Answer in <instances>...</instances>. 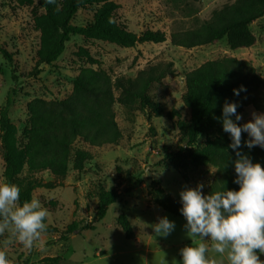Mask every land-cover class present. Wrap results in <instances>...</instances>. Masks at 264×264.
I'll return each instance as SVG.
<instances>
[{"label": "rangeland", "instance_id": "1", "mask_svg": "<svg viewBox=\"0 0 264 264\" xmlns=\"http://www.w3.org/2000/svg\"><path fill=\"white\" fill-rule=\"evenodd\" d=\"M115 1L119 5L114 14L118 24L137 34L147 29L161 30L168 40L161 44L144 43L134 48H121L109 41H85L74 36L66 43L57 62L36 68L41 43L37 20L44 13L39 0H0V44L14 54L17 75L16 84L13 67L0 53V109L10 89L16 86L9 117L17 129L20 145L25 142L23 133L29 126L30 104L35 99L59 101L69 98L81 68H97L98 65L88 63L81 49H87L113 78L135 77L149 65L173 63L175 73L167 78L173 84V90L168 96L175 99L179 113L178 118L168 120L152 116L138 105L128 109L115 104L123 139L119 145L99 148L76 143V148L88 150L92 157L81 174L75 172L72 165L65 178L48 171L30 175L24 169L18 185L23 187L28 180L34 179L51 181L58 186L54 190L33 192V198L47 209V224L53 230L42 235L41 242L30 249L19 243L4 248L10 264H53L44 259L58 255L63 257L58 264H173V261H180V250L192 245L184 228L186 220L164 211L151 201L148 193L151 183L160 180L165 191L179 201L182 190L196 188L201 183L204 194L208 195L215 175L214 167L197 168L188 157L191 147L185 144L189 121V109L183 99L185 75L207 61L236 57L250 62L264 78V18L252 25L257 42L249 48L232 50L226 38L193 49L170 43L171 33L199 27L236 0ZM94 10L92 6L80 9L74 23L84 25L89 22ZM118 94L115 92L116 96ZM254 112L253 107L244 110L243 124L252 120L251 113ZM207 138L208 135L200 136L198 143H205ZM4 168L0 145V184L5 183ZM112 189L119 191L120 198L109 206L104 219L97 221L99 192ZM52 202L58 203L56 210L50 204ZM123 213L132 223L135 240L126 239L117 225V218ZM162 217L176 225L166 238L157 236L152 228ZM73 221H78L80 226H95V229L74 232L65 241V228ZM8 236V232L0 235V241ZM208 255L210 261L219 260V254L210 252Z\"/></svg>", "mask_w": 264, "mask_h": 264}, {"label": "trees", "instance_id": "2", "mask_svg": "<svg viewBox=\"0 0 264 264\" xmlns=\"http://www.w3.org/2000/svg\"><path fill=\"white\" fill-rule=\"evenodd\" d=\"M39 5L44 13L37 20L41 43L36 68L52 66L57 62L65 51L66 43L74 36L82 37L85 41H109L121 48H134L144 43L161 44L168 40L167 34L161 30L147 29L137 34L118 24L114 14L119 5L115 0H55L54 4L39 0ZM88 6L95 8L92 20L84 25L75 24L79 10ZM263 18L264 0H236L199 27L171 33L170 43L193 49L216 44L226 38L232 50L249 48L257 42L251 27ZM81 50L88 63L98 65L97 68H81L74 79L73 93L69 98L59 101L35 99L30 104L29 126L23 133L25 142L22 145L9 117L16 86L10 89L0 109V145L5 183L19 186L21 205L33 199V192L37 189L54 190L58 187L51 181L34 179L28 180L23 187L18 185L24 169L30 175L48 171L56 177L65 178L72 165V169L81 174L92 157L88 150L76 148V143L82 142L94 148L119 145L123 132L116 119L115 104L128 109L138 105L141 110L157 118L174 120L179 117L175 99L168 96L173 90V84L167 80L175 73L173 63L149 65L135 77L113 78L99 66V61L87 49ZM0 53L13 67V81L17 84L14 54L1 44ZM242 85L246 91H242L239 97L235 96L233 89ZM115 92H119L118 96ZM183 99L189 109L185 136V144L191 147L188 157L197 168L216 169L208 195L215 190H239L238 185L233 183L237 157L229 147V134L223 131L222 123L216 118L222 117L226 100L237 102L240 105L237 112L241 115L248 107L264 114V78L250 62L236 57L207 61L185 75ZM239 123L242 125V120ZM203 135H208V138L200 145L198 139ZM246 139L247 134L242 133V142ZM179 150L183 152L182 148ZM242 151L253 163L264 166V149L255 147L249 150L243 147ZM170 161L175 160L170 158ZM148 194L151 201L164 211L184 218L179 211L182 207L180 201L165 191L160 180L151 183ZM98 198L95 218L100 221L106 216L109 206L117 203L120 193L116 189L102 190ZM50 204L56 210L58 203ZM116 222L126 239H136L126 214H120ZM45 223L46 230L42 235L53 230L47 224V218ZM94 229L95 226H80L78 221H73L65 228L64 240L68 241L74 232ZM260 258L264 259V255ZM62 260V255L44 259L53 264Z\"/></svg>", "mask_w": 264, "mask_h": 264}, {"label": "clouds", "instance_id": "3", "mask_svg": "<svg viewBox=\"0 0 264 264\" xmlns=\"http://www.w3.org/2000/svg\"><path fill=\"white\" fill-rule=\"evenodd\" d=\"M54 4L55 0H47ZM246 88L233 89L240 96ZM237 102L225 101L222 117L223 131L229 134V147L235 152L236 177L233 181L239 190H215L209 195L204 185L186 188L179 193L180 213L186 220V236L191 246L180 250V261L173 264H264V166L253 163L242 148L264 149V114H252V120L240 124L242 115L237 112ZM235 117V119H233ZM242 133L248 139L242 142ZM48 211L33 198L20 204V188L12 183L0 184V235L9 233L0 241V264H10L4 248L19 243L32 248L41 242L46 230ZM175 222L167 217L159 218L152 225L157 236L168 237L175 230ZM219 254V260L210 262L209 253Z\"/></svg>", "mask_w": 264, "mask_h": 264}, {"label": "crops", "instance_id": "4", "mask_svg": "<svg viewBox=\"0 0 264 264\" xmlns=\"http://www.w3.org/2000/svg\"><path fill=\"white\" fill-rule=\"evenodd\" d=\"M255 113H257V112H255ZM257 114H259V113H257ZM251 116H252V113H251ZM252 118H253V117H252ZM262 260H264V259H262ZM211 261H213V260H211ZM211 261H210V262H211ZM225 264H226V261H225Z\"/></svg>", "mask_w": 264, "mask_h": 264}]
</instances>
